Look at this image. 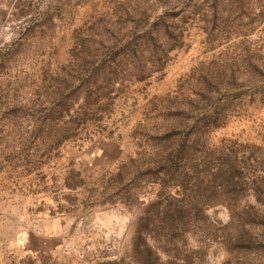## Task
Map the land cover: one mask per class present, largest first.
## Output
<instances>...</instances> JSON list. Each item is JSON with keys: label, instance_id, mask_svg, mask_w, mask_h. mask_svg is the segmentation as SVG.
<instances>
[{"label": "rangeland", "instance_id": "obj_1", "mask_svg": "<svg viewBox=\"0 0 264 264\" xmlns=\"http://www.w3.org/2000/svg\"><path fill=\"white\" fill-rule=\"evenodd\" d=\"M0 264H264V0H0Z\"/></svg>", "mask_w": 264, "mask_h": 264}]
</instances>
